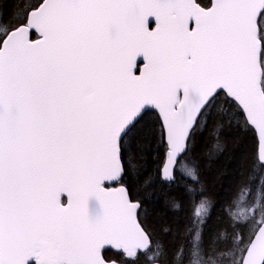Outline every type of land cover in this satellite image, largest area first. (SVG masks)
Masks as SVG:
<instances>
[{"label": "snow or ice", "instance_id": "obj_1", "mask_svg": "<svg viewBox=\"0 0 264 264\" xmlns=\"http://www.w3.org/2000/svg\"><path fill=\"white\" fill-rule=\"evenodd\" d=\"M209 117L214 151L225 127L256 135L249 180L205 239L192 152ZM156 137L160 178L183 180L188 201H169L188 220L169 243L143 225L136 192L111 186L138 175ZM113 250L118 264H264V0H21L0 13V264H116Z\"/></svg>", "mask_w": 264, "mask_h": 264}, {"label": "trees", "instance_id": "obj_2", "mask_svg": "<svg viewBox=\"0 0 264 264\" xmlns=\"http://www.w3.org/2000/svg\"><path fill=\"white\" fill-rule=\"evenodd\" d=\"M20 3L21 0H0V13L4 18H10L18 11ZM216 119L218 118L209 117L207 129L203 132L197 131L192 152V156H195L200 164L203 197L210 202L211 218L214 216L212 224L205 228V239L215 230L223 231L225 221L221 205L231 196L238 184H246L249 180L250 162H246L244 156L251 152L256 135L250 130L225 127L222 133L223 150L214 151L211 148L213 144L211 130ZM148 123L159 127L156 112L152 113ZM158 141L159 137L149 138L144 145L143 167L140 168L138 175L126 176L123 186L131 188L137 193L136 198L143 201V211L140 215L143 225L154 231L162 241L169 243L174 239L177 226L182 232L184 225L188 223L186 212L172 210L169 201L175 197L183 200L185 207L188 201L181 186L183 180L177 179L174 184L161 180L158 168L164 163L166 145ZM185 163L190 164V159L186 158ZM149 179L152 181L151 186H145V181ZM200 191V187H193V194ZM168 226L172 231L165 234L162 228ZM109 256L113 261L120 260L115 251L109 252Z\"/></svg>", "mask_w": 264, "mask_h": 264}, {"label": "rangeland", "instance_id": "obj_3", "mask_svg": "<svg viewBox=\"0 0 264 264\" xmlns=\"http://www.w3.org/2000/svg\"><path fill=\"white\" fill-rule=\"evenodd\" d=\"M213 219H214V216H213L211 219H209V221H208L207 225H209L210 223L212 224V222H213ZM207 225H206V227H207Z\"/></svg>", "mask_w": 264, "mask_h": 264}, {"label": "water", "instance_id": "obj_4", "mask_svg": "<svg viewBox=\"0 0 264 264\" xmlns=\"http://www.w3.org/2000/svg\"><path fill=\"white\" fill-rule=\"evenodd\" d=\"M111 186H112V187H119V186H123V185L112 184ZM113 251H114V250H113ZM114 262H116V261H114ZM116 264H118V262H116Z\"/></svg>", "mask_w": 264, "mask_h": 264}, {"label": "flooded vegetation", "instance_id": "obj_5", "mask_svg": "<svg viewBox=\"0 0 264 264\" xmlns=\"http://www.w3.org/2000/svg\"><path fill=\"white\" fill-rule=\"evenodd\" d=\"M117 262V261H116Z\"/></svg>", "mask_w": 264, "mask_h": 264}]
</instances>
